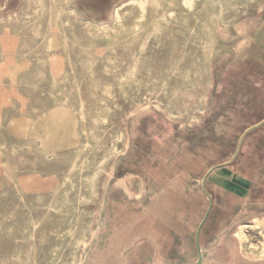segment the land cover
I'll use <instances>...</instances> for the list:
<instances>
[{"label":"rangeland","instance_id":"rangeland-1","mask_svg":"<svg viewBox=\"0 0 264 264\" xmlns=\"http://www.w3.org/2000/svg\"><path fill=\"white\" fill-rule=\"evenodd\" d=\"M33 1L0 0V264H195L210 204L202 182L215 166L205 181L213 204L202 264H264L252 254L263 250L264 225L251 224L264 220V124L222 166L264 119V0ZM247 17L259 20L238 53L235 26ZM228 171L242 196L223 186Z\"/></svg>","mask_w":264,"mask_h":264},{"label":"bare ground","instance_id":"bare-ground-1","mask_svg":"<svg viewBox=\"0 0 264 264\" xmlns=\"http://www.w3.org/2000/svg\"><path fill=\"white\" fill-rule=\"evenodd\" d=\"M38 1H39V0H38ZM41 1H43V0H41ZM58 1H59V0H58ZM62 1H63V0H62ZM139 1H140V0H139ZM143 1H144V0H143ZM145 1H146V0H145ZM147 1H149V0H147ZM157 1H158V0H157ZM159 1H160V0H159ZM159 1H158V3H159ZM177 1H178V0H177ZM194 1H195V0H194ZM32 2H36V1H33V0H32ZM136 2H137V1H136ZM136 2H135V3H136ZM150 2L152 3V1H150ZM155 2H156V1H155ZM155 2H153V3H155ZM161 2H162V0H161ZM190 2H191V1H188V2H187V5L190 4ZM195 2H196V1H195ZM208 2H209V1H208ZM246 2H247V1H246ZM38 3L40 4V2H38ZM38 3H37V4H38ZM131 3H132V2H131ZM133 3H134V2H133ZM133 3H132V4H133ZM135 3H134V4H135ZM148 3H149V2H148ZM148 3H145V4H146L147 6H148L149 4H151V3H149V4H148ZM193 3H194V2H193ZM193 3H192V4H193ZM42 4H43V3H42ZM126 4H127V3H126ZM128 4H129V3H128ZM155 4H156V3H155ZM161 4H162V3H161ZM165 4H166V3H165ZM184 4H185V3H184ZM240 4H241V3H240ZM50 5H51V2H50ZM50 5H49V6H50ZM137 5H138V3H137ZM157 5H159V4H157ZM203 5H206V6H207V4H204V3L202 4V6H203ZM244 5H245V4H244ZM39 6H41V4H40ZM39 6H38V7H39ZM51 6H52V5H51ZM141 6H142V5H141ZM141 6H140V7H141ZM147 6H146V7H147ZM196 6H198V5L196 4ZM123 7H124V6H123ZM138 7H139V6H138ZM138 7H137V8H138ZM146 7H145V8H146ZM152 7H153V6H152ZM154 7H155V6H154ZM188 7H189V6H188ZM48 8H49V7H48ZM134 8H135V7H134ZM137 8H136V9H137ZM185 8H186V7H185ZM190 8H192V6H191ZM194 8H195V6H194ZM204 8H206V7L204 6ZM214 8H215V7H214ZM33 9H34L33 12H35V11L38 10V9L35 10V8H33ZM41 9H43V8H41ZM46 9H47V8H46ZM54 9H55V8H54ZM139 9H140V8H139ZM143 9H144V8H143ZM195 9H196V8H195ZM195 9H194V10H195ZM39 10H40V8H39ZM59 10H61V9H59ZM125 10H126V9H125ZM140 10H141V9H140ZM140 10H139V11H140ZM192 10H193V9H192ZM204 10H205V9H204ZM208 10H209V9H208ZM44 11L46 12L45 9H44ZM116 11H117V10H116ZM127 11H128V10H127ZM143 11H144V10H143ZM146 11H147V8H146ZM188 11H189V10H188ZM190 11H191V10H190ZM37 12H38V11H37ZM48 12H49V11H48ZM58 12H59V11H58ZM117 12H118V11H117ZM174 12H175V11H174ZM192 12H194V11H192ZM211 12H212V10H211ZM40 13H42V12H40ZM46 13H47V12H46ZM130 13H131V12H130ZM130 13H129V14H130ZM206 13H208V12H206ZM209 13H210V12H209ZM212 13H213V12H212ZM212 13H211L210 15H212ZM214 13H215V12H214ZM33 14H37V13H33ZM33 14H32V15H33ZM43 14H44V15H43ZM47 14H48V13H47ZM115 14H116V12H115ZM138 14H139V13H138ZM140 14H142L141 11H140ZM145 14H146V13H145ZM170 14H171V12H170ZM27 15H28V14H27ZM42 15H43V16H46L44 12L42 13ZM58 15H59V14H58ZM60 15H61V12H60ZM117 15L119 16V14H117ZM117 15H116V16H117ZM122 15H123V13H122ZM122 15H121V16H122ZM142 15H143V14H142ZM168 15H169V14H168ZM205 15H206V14H205ZM207 15H208V14H207ZM210 15H209V16H210ZM28 16H29V15H28ZM34 16H35V15H33V17H34ZM43 16H41V17L43 18ZM52 16H53V18H54V15H52ZM118 16H117V18H119ZM195 16H196V15H195ZM195 16H193V17L195 18ZM209 16H207V17H209ZM39 17H40V16H39ZM59 17H60V16H59ZM61 17H63V16L61 15ZM61 17H60V18H61ZM125 17H126V16H125ZM174 17H176V15H175ZM201 17H202V16H201ZM207 17H206V18H207ZM211 17H213V16H211ZM214 17H215V16H214ZM42 18H41V19H42ZM197 18H198V17H197ZM197 18H196V19H197ZM199 19H200V17H199ZM202 19H203V18H202ZM212 19H213V18H212ZM27 20H28V19H27ZM27 20H26V21H27ZM31 20H33V19H31ZM43 20H45V18H44ZM43 20H42V21H43ZM57 20H58V19H57ZM59 20H60V19H59ZM124 20H125V19H124ZM200 20H201V19H200ZM205 20H206V19H205ZM205 20H203V22H205ZM214 20H215V19H214ZM258 20H259V18L247 17V18H244L242 21H240V22H238V23L236 24L235 29H236L237 34L240 36V40H239L238 43H237V52H238V53L240 52L241 46H242L243 43H244V42H243V41H244V39H243V38H244V34H245L246 32H248V31H250V30L253 31V30L255 29L256 25H257ZM18 21H19V20H18ZM26 21H22V22H26ZM35 21H36V19H35ZM37 21H38V18H37ZM39 21H41V20H39ZM46 21H47V20H46ZM53 21H54V20H53ZM61 21H62V20H61ZM120 21H121V20H120ZM195 21H196V20H195ZM197 21H198V20H197ZM206 21H207V20H206ZM9 22H10V20H9ZM9 22H8V23H9ZM27 22H28V21H27ZM33 22H34V20H33ZM33 22H32V23H33ZM55 22H56V21H55ZM121 22H122V21H121ZM184 22H185V21H184ZM203 22H202V23H203ZM4 23H5V22H4ZM4 23H3V24H4ZM10 23H11V22H10ZM34 23H35V22H34ZM42 23H43V22H42ZM44 23H45V22H44ZM46 23H47V22H46ZM186 23H187V22H186ZM199 23H201V22H199ZM207 23H208V22H207ZM214 23H216V20H215ZM214 23H213V24H214ZM24 24H25V23H24ZM28 24H29V23H27V26H28ZM39 24H40V22H39ZM39 24H37L36 26H38ZM47 24H48V23H47ZM154 24H155V22H154ZM195 24H196V23H195ZM203 24H204V23H203ZM205 24H206V23H205ZM217 24H218V23H217ZM9 25H10V24H9ZM25 25H26V24H25ZM32 25H34V24H32ZM42 25H43V24H42ZM117 25H118V24H117ZM155 25H156V24H155ZM198 25H199V24H198ZM215 25H216V24H215ZM3 26H4V25H3ZM10 26H11V25H10ZM20 26H21V25L19 24V27H20ZM34 26H35V25H34ZM34 26H32V27H34ZM36 26H35V27H36ZM118 26H120V25H118ZM206 26H207V25H206ZM28 27H31V25L28 26ZM35 27H34V28H35ZM40 27H43V26L40 25ZM152 27H153V26H152ZM194 27H195V26H194ZM199 27H200V26H199ZM207 27H208V26H207ZM214 27H215V26H214ZM214 27H213V28H214ZM216 27H217V25H216ZM13 28H14V27H13ZM210 28H211V26H210ZM213 28H211V29L213 30ZM27 29H28V28H27ZM30 29H31V28H30ZM32 29H33V28H32ZM85 29H86V28H85ZM203 29H204V28H203ZM206 29H207V28H206ZM211 29H207V30L209 31V30H211ZM214 29H215V28H214ZM41 30L44 31V28H43V29H40V31H38V32L42 33ZM178 30H179V29H178ZM28 31H30V30L28 29L26 32H28ZM63 31H64V30H63ZM92 31H94V30H92ZM179 31H181V30H179ZM204 31H205V29H204ZM24 32H25V31H24ZM30 32H32V31H30ZM36 32H37V31H36ZM213 32H214V31H213ZM32 33H34V31H33ZM203 33H204V32H203ZM205 33H206V35H207L208 32L205 31ZM215 33H216V32H215ZM35 34H36V33H35ZM35 34H34V35H35ZM61 34H62V33H61ZM213 34H214V33H213ZM36 35H37V34H36ZM206 35H204V37H205ZM41 36H42V34H41ZM41 36H40V37H41ZM44 36L46 37V34H44ZM74 36H75V35H74ZM216 36H217V35H216ZM216 36L214 37V35H213V36H210V37H211V38H212V37L216 38ZM36 37H37V36H36ZM36 37H35V38H36ZM38 37H39V36H38ZM206 37H207V36H206ZM210 37H208V39H209ZM42 38H44V37H42ZM65 38H66V37H65ZM187 38H188V37H187ZM214 38H213V39H214ZM24 39H25V40H24V41L22 40V42H25L28 38H24ZM75 39H76V38H75ZM42 40H43V39H42ZM42 40H41V41H42ZM64 40H65V39H64ZM188 40H189V39H188ZM206 40H207V39H206ZM204 41H205V40H204ZM26 42H27V41H26ZM26 42H25V43H26ZM30 42L32 43L33 40L30 39ZM76 42H77V41H76ZM209 42H210V41H209ZM25 43H23V44H25ZM34 43H35V42H34ZM42 43H43V42H42ZM73 43H74V42H73ZM0 44H1V43H0ZM23 44H22V46H23ZM28 44H29V42H28ZM36 44H37V43H36ZM206 44H208V43H206ZM206 44H205V45H206ZM72 45H73V44H72ZM72 45H71V46H72ZM80 45H81V44H80ZM184 45H185V44H184ZM184 45H182V46H184ZM186 45H187V44H186ZM186 45H185V46H186ZM22 46H20V47H22ZM25 46H26V45H25ZM27 46H29V45H27ZM42 46H45V43H44V45L42 44ZM74 46H75V45H74ZM78 46H79V43H78ZM182 46H181V47H182ZM209 46H210V44H209ZM209 46L207 47V51H208V49H209ZM212 46H213V43H212ZM212 46H211V47H212ZM34 47H35V46H34ZM87 47H88V46H87ZM203 47H204V46H203ZM18 48H19V47H18ZM36 48H37V47H36ZM205 48H206V47H205ZM224 48H226V47H224ZM224 48L220 51V54H221V55H224V54H225V50H224ZM19 49H20V48H19ZM19 49H18V50H19ZM28 49H29V48H28ZM31 49H32V48H31ZM37 49H38V48H37ZM71 49H73V48L71 47ZM210 49H211V48H210ZM212 49H213V48H212ZM20 50H22V48H21ZM69 51H70V50H69ZM71 51H72V50H71ZM18 52H19V51H18ZM206 53H207V55H208V54H209V51L206 52ZM206 53H205V54H206ZM18 54H19V53H18ZM25 54H26V53H25ZM25 54H24V55H25ZM114 54H115V53H114ZM42 55H43V54H42ZM193 55L196 56V54H193ZM46 56H47V55H46ZM47 57H48V56H47ZM139 57H140V56H139ZM180 57H181V55H180ZM182 57H183V55H182ZM208 57H209V56H208ZM39 58H41V57H39ZM49 58H50V57H49ZM205 58H206V57H205ZM121 59L123 60V58H121ZM137 59H138V61H139V58H137ZM171 59H172V58H171ZM195 59H196V58H195ZM198 59H199V57H198ZM207 59H208V58H207ZM38 60H39V59H38ZM42 60H43V59H42ZM42 60H41V61H42ZM44 60H45V59H44ZM178 60H179V59H178ZM199 60H200V59H199ZM166 61H167V60H166ZM172 61H173V60H172ZM193 61H195V60L192 59V62H193ZM196 61H197V60H196ZM200 61H201V60H200ZM38 62H39V61H38ZM38 62H36V63H38ZM43 62H44V61H43ZM51 62H52V61H51ZM134 62H135V61H134ZM79 63H80V62H79ZM88 63H89V62H88ZM135 63H136V62H135ZM139 63H140V62H139ZM167 63H168V62H167ZM167 63H166V65H167ZM170 63H171V62H170ZM190 63H191V61H190ZM2 64H3V63H2ZM2 64H1V65H2ZM77 64H78V63H77ZM85 64H86V63H85ZM171 64H172V63H171ZM191 64L193 65L194 63H191ZM197 64H199V63H197ZM197 64H195V65H197ZM36 65H37V64H36ZM41 65H43V64H41ZM41 65H40V67H42ZM49 65H50V64H49ZM176 65H177V63H176ZM201 65H202V64H201ZM201 65H200V67H201ZM110 66H111V65H110ZM172 66H173V64L171 65V67H172ZM45 67H46V66H45ZM75 67H76V65H75ZM196 67H197V66H196ZM206 67H207V66H206ZM36 68H37V67H36ZM83 68H84V67H83ZM112 68H113V67H112ZM168 68H169V66H168L166 69H168ZM173 68H174V66H173ZM176 68H177V67H176ZM197 68H198V67H197ZM37 69H38V68H37ZM40 69H41V68H39L38 70H40ZM45 69H46V68H45ZM76 69H77V68H76ZM105 69H106V68H105ZM108 69H109V66H108ZM141 69H142V67H141ZM200 69H201V68H200ZM207 69H208V68H207ZM35 70H36V69H35ZM35 70H34V71H35ZM73 70H75V68H74ZM73 70H72V71H73ZM84 70H85V69H84ZM88 70H91V69L88 68ZM88 70H87V71H88ZM109 70H111V68H110ZM139 70H140V68H139ZM169 70H170V69H169ZM174 70H175V69H174ZM176 70H177V69H176ZM34 71H33V72H34ZM91 71H92V70H91ZM105 71H106V70H105ZM166 71H167V70H166ZM208 71H209V70H208ZM28 72H29V71H28ZM35 72H37V70H36ZM75 72H76V70H75ZM85 72H86V71H85ZM170 72H171V71H170ZM202 72H203V71H202ZM29 73H30V72H29ZM29 73H28V75H27V74H26V75L29 76ZM42 73H45L44 70H43V68H42V72H41V74H42ZM64 73H65V72H64ZM91 73H92V72H91ZM168 73H169V72H168ZM168 73H167V76H168ZM198 73H199V72H198ZM200 73H201V70H200ZM203 73H205V69H204V72H203ZM32 74L35 76L34 73H32ZM37 74H38V72H37ZM39 74H40V72H39ZM39 74H38V75H39ZM66 74H68V73H66ZM76 74H77V73H76ZM76 74H75V75H76ZM172 74H173V73H172ZM42 75H43V74H42ZM44 75H45V74H44ZM68 75H69V74H68ZM92 75H93V73L91 74V76H92ZM203 75H204V74H203ZM36 76H37V75H36ZM39 76H41V75H39ZM39 76H38V77H39ZM65 76H66V75H65ZM126 76H127V75H126ZM141 76H142V75H141ZM155 76H156V75H155ZM155 76H154V81L156 80V79H155ZM171 76H172V75H171ZM198 76H199V74H198ZM24 77H25V75H24ZM38 77H37V78H38ZM41 77L45 78L46 76H45V77H44V76H41ZM41 77H40V78H41ZM68 77H69V76H68ZM68 77H67V78H68ZM89 77H90V76H89ZM147 77H148V76H147ZM201 77H202V74H201ZM201 77H200L199 79H200V80H203V78L201 79ZM203 77H204V76H203ZM22 78H23V77H22ZM32 78H33V76H32ZM35 78H36V77H35ZM35 78H34V79H35ZM63 78H65V77H63ZM92 78H93V77H92ZM126 78H127V77H126ZM126 78H124V80H125ZM130 78H131V76H130ZM130 78H129V80H130ZM148 78L150 79V78H151V75H150V77H148ZM168 78H169V77H168ZM34 79H33V80H34ZM41 79H42V78H41ZM41 79H40V80H41ZM152 79H153V77H152ZM40 80H39V81H40ZM43 80H44V79H43ZM46 80H47V78H46ZM61 80H62V79H61ZM63 80H66V81H67V79H63ZM127 80H128V78H127ZM21 81H22V80H21ZM25 81L27 82L28 79H27V80L25 79ZM39 81H38V82H39ZM44 81H45V80H44ZM57 81H58V80H57ZM59 81H60V79H59ZM66 81H65V82H66ZM148 81H149V80H148ZM62 82H64V81H62ZM62 82L60 81V83H62ZM126 82H128V81H126ZM134 82H135V81H134ZM201 82H202V81H201ZM207 82H209V84H210V81H207ZM34 83H35V82H34ZM57 83H58V82H57ZM106 83H108V82H106ZM106 83H104V84H106ZM151 83H152V82H151ZM165 83H166V82H165ZM62 84H63V83H62ZM62 84H61V85H62ZM123 84H124V83H123ZM36 85L38 86V83H37ZM95 85H96V84H95ZM99 85H100V84H99ZM99 85L97 84L98 87H100ZM106 85H107V84H106ZM110 85H111V84H110ZM120 85H121V84H120ZM152 85L154 86V84H152ZM205 85H206V84H205ZM207 85H208V84H207ZM207 85H206V86H207ZM28 86H29V85H28ZM31 86H34V84H32ZM58 86H59V85H58ZM111 86H112V85H111ZM127 86H128V85H127ZM153 86H152V87H153ZM177 86H178V85H177ZM177 86H176L175 89H179V88H177ZM180 86H181V85H180ZM64 87H65V86H64ZM101 87H103V85H102ZM104 87H105V85H104ZM125 87H126V85H125ZM172 87H173V86H172ZM201 87H204V86L201 85ZM105 88H106V87H105ZM105 88H103V89H105ZM110 88H111V87H110ZM167 88H168V87H167ZM29 89H30V88H29ZM64 89H65V88H64ZM106 89H108V88H106ZM106 89H105V90H106ZM124 89H125V88H124ZM126 89H127V87H126ZM126 89H125V90H126ZM149 89H151V88H149ZM153 89H154V88H153ZM155 89H156V88H155ZM43 90H44V89H43ZM31 91H32V90H31ZM33 91H34V90H33ZM121 91H123V90H121ZM151 91H152V90H151ZM176 91H177V90H176ZM62 92H63V91H62ZM106 92H107V91H106ZM148 92H149V91H148ZM173 92H174V91H173ZM173 92H171V93H173ZM44 93H45V92H44ZM58 93H59V92H58ZM60 93H61V90H60ZM153 93H154V92H153ZM177 93H178V92H176V94H177ZM182 93H183V92H182ZM182 93H181V94H182ZM45 94H46V93H45ZM124 94H125V93H124ZM173 94H174V93H173ZM42 95H44V94H42ZM56 95H58V94L56 93ZM60 95H62V94H60ZM125 95H126V94H125ZM177 95H178V94H177ZM182 95H183V94H182ZM184 95H185V94H184ZM63 96H64V95H63ZM63 96H62V97H63ZM58 97H59V96H58ZM124 97H125V96H124ZM144 97H145V96H144ZM177 97H178V96H176V98H177ZM181 97H182V96H181ZM195 97H197V96H195ZM39 98H40V97H39ZM172 98H173V97H172ZM58 99H59V98H58ZM178 99H179V98H178ZM192 99H193V98H192ZM35 100H36V99H35ZM180 100H181V99H180ZM190 100H191V99H190ZM37 101H38V100H37ZM39 101H40V100H39ZM39 101H38V102H39ZM43 101H45V100H43ZM46 101H48V100H46ZM71 101L74 102V100H71ZM174 101H175V100H174ZM177 101H179V100H177ZM177 101H176V102H177ZM181 101H182V100H181ZM38 102H37V103H38ZM40 102H41V101H40ZM44 103H45V102H44ZM169 104H171V103L169 102ZM173 104H174V103H173ZM68 105L71 107L72 104H71V105L68 104ZM195 105H196V104H195ZM177 106H178V105H177ZM183 106H184V105H183ZM30 107H32V105H31ZM62 107H63V105H60V106H58V107L56 106V107H54V108H52V109H50V110H55L56 112H59V111L62 110ZM72 107H73V105H72ZM33 108H34V106H33ZM39 108H40V107H39ZM185 108H186V107H185ZM34 109H35V108H34ZM172 109L174 110V107H173ZM31 110H32V109H31ZM36 110H37V108H36ZM170 111H171V110H170ZM33 112H35V111H33ZM175 113H176V112H175ZM175 116H176V115H175ZM190 116H191V115H190ZM95 118H96V117H95ZM96 119H97V118H96ZM97 120H98V119H97ZM103 121H104V120H103ZM98 122H99V120H98L96 123H98ZM48 123H50V122H49V120L47 119V125H48ZM82 124H83V123H82ZM50 125H53V124L50 123ZM88 126H89V125H88ZM83 127H85V126H83ZM91 127H92V126H91ZM94 127H95V126H94ZM94 127H93V128H94ZM49 128H50V127H49ZM47 129H48V127H47ZM81 129H82V128H81ZM50 130H51V129H50ZM83 130H85V129H83ZM94 132H95V131L93 130V133H94ZM97 132H98V130H97ZM95 134H96V132H95ZM86 135H87V134H86ZM123 135H124V134H123ZM2 136H4V135H2ZM87 137H88V136H87ZM93 137H94V136H93ZM97 137H98V136H97ZM97 137H96V138H97ZM123 137H124V136H123ZM4 138H5V137H4ZM4 138H3V139H4ZM91 138H92V137H91ZM94 138H95V137H94ZM96 138H95V139H96ZM98 138H99V137H98ZM3 139H2V140H3ZM5 139H6V138H5ZM5 139H4V140H5ZM88 139H89V138H88ZM90 140H91V139H90ZM97 141H98V140H97ZM90 142H93V141H90ZM6 143H7V142H6ZM93 143L95 144V142H93ZM14 144H15V143H14ZM14 144H13V145H14ZM27 144H28V143L26 142V145H27ZM2 145H3V144H2ZM26 145H25V146H26ZM4 146H5V145H4ZM16 146H17V144H16ZM16 146H15V147H16ZM85 146H86V145H85ZM111 146H112V145H111ZM0 147H1V146H0ZM12 147H13V146H12ZM19 147H21V146H19ZM22 147H23V146H22ZM26 147H27V146H26ZM1 148H2V147H1ZM4 148H5V147H4ZM4 148H3V149H4ZM7 148L10 149V147H7ZM5 149H6V148H5ZM40 149H41V148H40ZM84 149H86V147H85ZM84 149H82V150H84ZM17 150H19V149H17ZM21 150H23V149H21ZM10 151H11V150H10ZM121 151H122V150H121ZM16 152H17V151H16ZM82 152H83V151H82ZM13 153H14V152H13ZM13 153H11V154H13ZM17 153H18V152H17ZM15 155H16V154H15ZM5 156H6V155H5ZM78 156H80V155H78ZM81 156H82V155H81ZM5 159H6V158H5ZM72 159H73V158H72ZM75 159H76V158H75ZM70 160H71V159H70ZM83 160H84V159H83ZM67 161H68V160H67ZM75 161H76V160H75ZM73 162H74V161L72 160V164H73ZM63 163H64V162H63ZM66 163H67V162H66ZM85 163H86V162H85ZM5 164H6V162H5ZM61 165H62V164H61ZM220 165H221V164H220ZM72 166H73V165H72ZM78 166H79V164H78ZM5 167H6V171H5V172H6V175L8 176V178L13 179V178H14V172H13V171H14V165L8 161ZM19 167H22V166H19ZM15 169H16V168H15ZM18 169H19V168H18ZM58 169H59V168H57L56 172L58 171ZM16 170H17V169H16ZM59 171H60V170H59ZM47 172H48V171H47ZM47 172H46V173H47ZM60 172H61V171H60ZM78 172H79V171H78ZM48 173H50V172H48ZM48 173H47V174H48ZM58 173H59V172H58ZM76 173H77V172L75 171V174H76ZM56 174H57V173H56ZM78 174H79V173H78ZM68 176H69V175H68ZM70 176H71V175H70ZM73 176H74V174H73ZM77 176H78V175H77ZM75 177H76V176H75ZM75 179H76V178H75ZM78 179H79V178H78ZM13 180H14V179H13ZM13 180H11V182H12ZM11 182H9V183H11ZM13 182H14V181H13ZM122 183H123V180H120V184H122ZM129 183L131 184V182H129ZM11 185H13V184H11ZM8 188H9V187H8ZM215 188H216V187H215ZM59 189H60V188H59ZM79 189H80V188H79ZM57 190H58V189H57ZM81 190H82V189H81ZM88 191H89V190H88ZM88 191H87V193H88ZM59 192H60V190H59ZM59 192H58V193H59ZM77 192H78V191H77ZM79 192H80V191H79ZM217 192H219V191L217 190ZM217 192H216V193H217ZM221 192H222V190H221ZM84 193H85V192H84ZM92 193H93V191H92ZM216 193H215V195H217ZM77 194H78V193H77ZM94 194H95V193H93V195H94ZM225 194H226V193H225ZM56 195H57V194H56ZM79 195H80V194H79ZM140 195H141V194H140ZM223 195H224V194H223ZM32 196H33V195H31V197H32ZM84 196H85V195H84ZM84 196H83V197H84ZM224 196H226L225 198H227V196H229V195H224ZM29 197H30V196H29ZM35 197H36V196H35ZM35 197H34V198H35ZM49 197H50V195H49ZM49 197H48V199H50ZM80 197H81V196H80ZM216 197L219 198V197H220V193H219V196H216ZM222 197H223V196H222ZM222 197H221V198H222ZM32 198H33V197H32ZM34 198H33V199L30 198V199H31V200H35ZM56 198H57V197H56ZM59 198H60V197H59ZM69 198H70V197H69ZM84 198H85V197H84ZM22 199H23V198H22ZM38 199H39V198H38ZM45 199H46V197H45ZM45 199H44V200H45ZM90 199H91V198H90ZM228 199H229V198H228ZM60 200H61V199H60ZM52 201H53V200H52ZM58 201H59V200H58ZM58 201H55V202H58ZM69 201H70V200H69ZM81 201H82V200H81ZM90 201H91V200H90ZM218 201H220V200H218ZM218 201H217V202H218ZM29 202L31 203V201H28V200H27V202H26L27 205H28ZM33 202H34V201H33ZM33 202H32V203H33ZM38 202H39V201H38ZM44 202H45V201H44ZM63 202H64V200L62 201V203H63ZM230 202H231V201H230ZM26 203H25V204H26ZM45 203H46V202H45ZM59 203H60V202H59ZM64 203H65V202H64ZM80 203H81V202H80ZM226 203H227V202H226ZM33 204H34V203H33ZM65 204H66V203H65ZM36 205H37V203L35 204V206H36ZM43 205H44V204H43ZM55 205H57V204L55 203ZM28 206H29V205H28ZM33 206H34V205H33ZM66 206H68V205L66 204ZM30 207H31V206H30ZM63 207H64V205H63ZM243 208H244V207H243ZM65 209H66V208H65ZM65 209H64V210H65ZM73 209H74V208H73ZM28 210H29V212L32 214L31 208L28 209ZM32 210H33V209H32ZM46 210H47V209H46ZM48 210H49V209H48ZM71 211H73V210H71ZM82 211H84V209H83ZM242 211H243V210H242ZM44 212H45V211H44ZM30 213H29V215H30ZM52 213H53V212H52ZM18 214H19V213H18ZM18 214H17V215H18ZM20 214H21V213H20ZM24 214H25V213H24ZM27 214H28V213H27ZM79 214H80V213H79ZM22 215H23V214H22ZM25 215H26V214H25ZM42 215H44V214H42ZM53 215H54V214H53ZM49 216L52 217L51 214H50ZM49 216H48V218L50 219ZM55 216H56V215H55ZM55 216H54V218H55ZM20 217H21V216H20ZM22 217H23V216H22ZM39 217H40V216H39ZM42 217H43V216H42ZM68 217H69V216H68ZM27 218H29V217H26L25 219H27ZM66 218H67V217H66ZM80 218H81V217H80ZM41 219H42V218H41ZM43 219H44V217H43ZM56 219H59V218H56ZM60 219H61V218H60ZM74 219H75V218H74ZM35 220H36V219H35ZM50 220H53V218L50 219ZM50 220H49V221H50ZM76 220H78V219H76ZM81 220H82V219H81ZM37 221H38V220H37ZM41 221H42V220H41ZM55 221H56V220H55ZM58 221H59V220H58ZM62 221H63V219H62ZM62 221H61V223H63ZM64 221H65V220H64ZM73 221H74V220H73ZM82 221H84V220H82ZM53 222H54V221H53ZM77 222H78V221H77ZM79 222H80V221H79ZM10 223H11V222H10ZM54 223H55V222H54ZM57 223H59V222H57ZM263 223H264V220L261 219V218H254V219L252 220V222H251V224L253 225L254 228H259L260 226L264 225ZM8 224H9V223H8ZM26 224H27V223H26ZM65 224H66V223H65ZM12 225H13V224H12ZM55 225H56V224H55ZM57 225H58V224H57ZM75 225H76V224H75ZM79 225H80V224H79ZM13 226H14V225H13ZM23 226H24V225L22 224V227H23ZM9 227H11V226H9ZM9 227L7 226V228H9ZM14 227H15V229L17 228L16 226H14ZM83 227H84V226H83ZM247 227H248V226H247L246 224L242 225V226L240 227V229L237 231V237L235 238V239H238V240L241 242L242 245H243V244L245 243V241L248 239V235H247ZM66 228H67V226H66ZM5 229H6V228H5ZM33 229H34V228H33ZM64 229H65V227H64ZM64 229H62V230L64 231ZM84 229H85V228H84ZM18 230H19V228H18ZM18 230H17V231H18ZM23 230H24V229L22 228V231H23ZM65 230H66V229H65ZM4 231H5V230H4ZM17 231H16V232H17ZM20 231H21V230H20ZM78 231H79V229H78ZM84 231H85V230H84ZM18 232H19V231H18ZM262 232H263V231H262ZM12 233H13V232H12ZM12 233H10V234L13 235ZM14 233H15V232H14ZM4 234H5V233H4ZM84 234H85V233H82V235H84ZM11 235H10V237H11ZM18 235H20V234H18ZM250 235H252V233H251ZM263 235H264V233H263ZM4 236H5V235H4ZM13 236H15V234H14ZM78 236H79V233H78ZM6 237H7V236H6ZM53 237H54V236H53ZM81 237H82V236H81ZM258 237H259V236H258ZM83 238H84V237H83ZM9 239H11V238H9ZM20 240H21V239H20ZM22 240H23V239H22ZM26 240H28V239H26ZM69 240H70V239H69ZM67 241H68V240H67ZM73 241H74V240H73ZM73 241H72V242H73ZM75 241H76V240H75ZM77 241H78V240H77ZM17 242H18V241H17ZM69 242H70V241H69ZM70 243H71V242H70ZM85 243H86V242H85ZM26 244H28V243H26ZM30 244H31V241H30ZM30 244L28 245V247L30 246ZM67 245H68V243H67ZM67 245H66V246H67ZM66 246H65V249H66ZM73 246H74V245H73ZM252 246H254V247L256 248V245L252 244ZM26 247H27V246H26ZM262 247H263V250H262L260 253L252 252V254H253V255H256V256L264 257V241H263V246H262ZM32 248H33V247H32ZM44 248H45V246H44ZM26 249H27V248H26ZM47 249H48V248H47ZM16 250H17V249H16ZM30 250H31V249H30ZM40 250H41V249H40ZM43 250L45 251V249H43ZM43 250H42V251H43ZM28 251H29V250H28ZM28 251H27V252H28ZM34 251H35V250H34ZM69 252H70V251H69ZM72 252H73V251H72ZM72 252H71V253H72ZM42 253H44V252H42ZM33 254H36V252L33 253ZM37 254H39V253H37ZM67 254H68V253H67ZM67 254H66V255H67ZM31 255H32V254H31ZM45 255H46V253H45ZM48 255H49V254H48ZM48 255H47V256H48ZM71 255H72V254H71ZM40 256H41V255H40ZM42 256H43V255H42ZM42 256H41V258H42ZM18 257H19V256L17 255L16 258H18ZM30 257H31V256H30ZM34 257H35V256H34ZM38 257H39V256H38ZM38 257H36V258H32V259H37ZM45 257H46V256H45ZM45 257H44V259H45ZM254 257H255V256H254ZM16 258H15V259H16ZM49 258H51V257H49ZM49 258H48V259H49ZM63 258H64V257H63ZM38 259H39V258H38ZM38 259H37V262H38ZM42 259H43V258H42ZM46 259H47V258H46ZM46 259H45V260H46ZM262 259H263V258H262ZM12 260H13V259H12ZM27 260H28V259H27ZM45 260H44V261H45ZM5 261H6V260H5ZM19 261H20V260H19ZM59 261H60V260H59ZM23 262H24V261H23ZM32 262H34V261H32ZM39 262H41V261L39 260ZM47 262H49V260H48ZM5 263H6V262H5ZM16 263H17V262H16ZM24 263H25V262H24ZM54 263H57V260L54 261ZM34 264H35V263H34Z\"/></svg>","mask_w":264,"mask_h":264},{"label":"crops","instance_id":"crops-1","mask_svg":"<svg viewBox=\"0 0 264 264\" xmlns=\"http://www.w3.org/2000/svg\"><path fill=\"white\" fill-rule=\"evenodd\" d=\"M262 121V120H261ZM247 130V129H246ZM245 130V131H246ZM244 131V132H245ZM252 131V130H251ZM249 133V132H248ZM247 133V134H248ZM246 134V135H247ZM243 135V134H242ZM241 135V136H242ZM241 138V137H240ZM245 138V137H244ZM47 140V137H46V139H45V143H46V145L48 146V148H51V144H50V142L49 141H46ZM240 140V139H239ZM243 141V140H242ZM238 144H239V142H238ZM241 145H242V143H241ZM66 146H58V145H55V147L53 148V149H51V150H58V149H62V148H65ZM240 148H241V146H240ZM237 149H238V146H237ZM237 149H236V151H237ZM239 151H240V149H239ZM236 153V152H235ZM239 153V152H238ZM235 155V154H234ZM238 155V154H237ZM234 157V156H233ZM233 157L231 158V160L230 161H228V162H226V163H224V164H222V166H226L227 164H230L234 159H233ZM233 159V160H232ZM218 168H221V166L219 167V166H217ZM216 166L214 167V169L207 175V177H206V179L208 178V176L217 168ZM228 173H230L229 175H231L232 174V176L231 177H229V175H228V177L227 178H225L223 181H224V183H223V186L224 187H230V188H232V192L234 193V192H236V191H238L237 193L238 194H240V196H242L241 194H243L244 193V189L243 188H240V185H241V183L240 182H238L239 180H240V178L238 177V175L237 174H235V172H230V171H228ZM227 180V181H226ZM231 185L232 186H234V187H231ZM203 186V185H202ZM242 186V185H241ZM204 189V188H203ZM236 190V191H235ZM212 204H213V202H212V200H211V203L209 204V207H208V210H207V213H206V215H205V217H204V219H203V221H202V223L200 224V226H199V229H198V231H197V234H196V246H197V249H198V244H197V236H198V234H199V244H200V247H201V230H202V227L204 226V223L206 222V220H207V218H208V216H209V214H210V212H211V210H212ZM225 231V228H224V226H223V224L221 225V227L219 228V233H218V239H217V241L219 240V238H220V236H221V234L223 233ZM213 246H214V244H212V245H210L209 247H208V249L207 250H209L210 248H213ZM201 249L203 250V248L201 247ZM212 250V249H211ZM210 250V251H211ZM198 258H199V250H198ZM203 258H204V250H203ZM197 261H198V259H197ZM196 261V262H197ZM196 264V263H195Z\"/></svg>","mask_w":264,"mask_h":264},{"label":"water","instance_id":"water-1","mask_svg":"<svg viewBox=\"0 0 264 264\" xmlns=\"http://www.w3.org/2000/svg\"><path fill=\"white\" fill-rule=\"evenodd\" d=\"M263 124H264V119H263L262 121H260L258 124H256V125H254V126L248 128V129L243 133V135L241 136V138H240V140H239L238 149H237V151H236V153H235L233 159L237 156V154H238V152H239V149H240V146H241V143H242V140L244 139V137L246 136V134H247L248 132H250L251 130H253V129H255V128H258V127H260V126H262ZM233 159H232V160H233ZM213 169H214V167L211 168V169L208 171L207 175H208ZM207 175H206L205 178L203 179L202 185H203V188H204L205 192L208 194V197H209V199H210V203H211V195L206 191V188H205V181H206V177H207ZM197 244H198V250H199V258H198V261L196 262V264H202V262H203V250L201 249L200 244H199V234H198V236H197ZM211 249H212V248H210L209 251H210ZM124 264H125V262H124Z\"/></svg>","mask_w":264,"mask_h":264}]
</instances>
